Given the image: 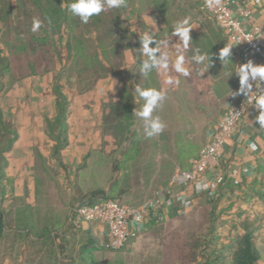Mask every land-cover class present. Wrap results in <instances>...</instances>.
<instances>
[{"label": "rangeland", "instance_id": "1", "mask_svg": "<svg viewBox=\"0 0 264 264\" xmlns=\"http://www.w3.org/2000/svg\"><path fill=\"white\" fill-rule=\"evenodd\" d=\"M7 3L16 21V2L8 0ZM32 19L27 21L23 15L20 16V22L30 29H33L35 22ZM102 30L93 28L90 32L92 36L100 35ZM65 35L63 29V38ZM215 36H204L202 46L201 53L210 56V66L207 62L201 67L184 62L189 76L185 77L171 67L170 75H164L178 80L179 84H168L171 104H174L168 109L169 112L153 113L154 117L159 116L166 124L161 133L163 138L159 137L160 134L148 138L143 121L137 118L135 129L141 150L134 161L119 164L122 160L121 148L103 134V104L100 103L99 115L93 120L98 129L94 148L79 161L66 163L65 169L55 167L52 162L49 165H43L41 160L35 163L33 180L28 181L34 188L33 193L22 196L8 193L7 197H3L1 209L6 213V230L0 241V264L74 262L82 238L74 236L66 239L61 236V230L69 211L84 202L88 194L97 189L109 192L114 187V193L122 204L135 207L150 199L174 169L192 160L205 144L208 129L217 123L223 105L233 100L232 93H235L238 80V70L234 67L231 54L227 62L219 59V52L224 47L219 41L220 37ZM63 43L59 48L65 55ZM200 69L205 71L202 76L197 74ZM113 71L117 78L121 77V68L115 67ZM72 72V80L62 82V85L66 95L74 101L86 95L83 91L87 83L77 82L74 79L75 71ZM124 73L127 80L122 87L131 85L128 69ZM85 77L82 75L81 80H85ZM5 95L0 98L2 110L8 104ZM87 104L93 106L95 101H87L83 106L86 108ZM119 191L122 194L119 195ZM208 207L194 208L183 217H173L141 233L120 250L95 247L89 250L86 264H196L214 247L210 237L214 234L215 225L210 220ZM48 235L50 238L41 244L40 238ZM85 239L88 240V237L85 236Z\"/></svg>", "mask_w": 264, "mask_h": 264}, {"label": "crops", "instance_id": "2", "mask_svg": "<svg viewBox=\"0 0 264 264\" xmlns=\"http://www.w3.org/2000/svg\"><path fill=\"white\" fill-rule=\"evenodd\" d=\"M237 1L251 12L250 19L243 21L245 29L255 25L264 32V0ZM185 18H189L190 23L196 25L190 31L192 42L188 50H184L178 37L172 35L175 24ZM114 23L120 39L121 53L110 62L114 68H121L122 71L119 73L121 77L117 78L113 69H109L107 75L98 80L93 90L83 95L84 97L81 96L72 101L69 95H66L71 112L68 120V147L61 153L64 165L79 161L91 148L95 147L98 129L93 120L99 115L100 103L103 104L108 100L115 102L120 97L124 87L122 84L127 80L124 70L128 69V78L134 89L137 86L167 89L166 100L162 107L156 110L163 114V110L164 113H168V109L174 106L171 104L172 98L168 93L170 88L165 83L169 77L164 75H170V67L174 69L175 60L181 55L184 57V62L201 67L202 65L196 64L191 57L197 48L202 52L204 36L213 38L218 35L223 47L232 46L230 54L236 70L250 61L248 58L238 57L237 49L228 42L216 28L213 20L202 10L199 0H126V6L119 8L118 14L114 17ZM150 30H155L153 34L159 42L160 52H168L171 55L166 72L153 70L144 76L141 73L140 64L146 57H143L142 52L139 51L140 35ZM105 44L104 49L109 50L111 45L107 42ZM126 62H128L127 65ZM59 67L57 63L56 69L58 70ZM51 86V75L30 77L14 85L5 95L8 104L2 111L14 126L17 139L12 150L5 155L7 165L2 172L5 185L4 197H7L8 193L16 196L33 193L34 188L28 181L33 180L35 163L40 160V157L46 161V164L50 163L48 157L52 142L45 134L44 120L47 117L51 118L54 113ZM239 87L238 77L234 92H237ZM239 96L243 94L234 95L233 100ZM87 101H95V104L93 106L87 104L88 107L85 108L83 103L85 105ZM228 103L223 105L222 110ZM142 104L143 101L136 102V109L139 110ZM240 131L241 138L238 139L239 141L228 143V150L220 162L218 179L220 180L221 177L224 179L218 188L217 185L212 186V191L215 192L217 189L214 206L208 207L211 203L201 195L195 197L192 209L205 206L213 216L211 222L215 225V231L210 240L214 247L209 250L210 255L222 253L228 256L230 249L228 246L232 243L233 237L242 234L243 229L247 228L253 233V243L259 256L257 264H264V128H260V125L250 118H245ZM210 133L211 127L208 129L205 142ZM189 166L190 162H187L182 166L179 165L178 168L188 170ZM210 177L211 172L207 174L209 181H211ZM31 189L32 191L29 192L28 190ZM68 216L69 213L66 216V224L61 230L63 233L61 236L66 239L74 236L82 238L77 246V259L69 263L86 264L90 248L85 236L88 239L92 237L90 228L70 230ZM162 224H153L141 233Z\"/></svg>", "mask_w": 264, "mask_h": 264}, {"label": "trees", "instance_id": "3", "mask_svg": "<svg viewBox=\"0 0 264 264\" xmlns=\"http://www.w3.org/2000/svg\"><path fill=\"white\" fill-rule=\"evenodd\" d=\"M7 2L8 0H0V98L26 78L52 76L54 113L51 118L44 120L45 134L52 142L48 161L59 169H65L61 153L68 147V120L71 111L62 82L72 80L71 73L74 70V79L87 83L83 91L87 95L97 81L107 75L109 69H114L110 61L121 53L120 39L114 23L119 9H106L84 24L79 17H74L68 12L66 5L72 0H15L18 17L14 21L11 6ZM21 15L24 20L34 18L38 21V30L33 31L20 22ZM93 28H102L103 32L92 36L90 30ZM63 29L66 31L65 38ZM106 42L111 45L109 50L104 49ZM62 43L65 55L59 48ZM57 63L60 65L58 70ZM82 75L87 76L85 80H81ZM134 110H137L135 89L131 85L123 87L117 101L108 100L102 106L103 134L121 148L122 160L119 164L123 165L134 161L141 150L135 129L137 117ZM159 137L163 138V134ZM16 139L17 132L0 107V241L6 230V213L1 209L5 194L2 172L7 165L5 155L12 150ZM40 160L43 165L46 164L43 158L40 157ZM223 179L221 177L217 188L223 183ZM114 189L111 188L109 192L97 189L77 206L92 205L102 200H116L121 203ZM118 194L122 192L119 191ZM201 195L211 203L208 206L213 207L217 189L212 197L208 192L199 196ZM208 212L210 220H213L211 212ZM173 217L177 218L175 214ZM49 238V235L41 237L39 241L44 244ZM88 247L90 250L100 248L93 237L88 239ZM228 247V256L222 253L213 256L208 251L204 259L198 260L196 264H257L259 256L253 243V233L249 229L244 228L242 234L234 236Z\"/></svg>", "mask_w": 264, "mask_h": 264}, {"label": "built area", "instance_id": "4", "mask_svg": "<svg viewBox=\"0 0 264 264\" xmlns=\"http://www.w3.org/2000/svg\"><path fill=\"white\" fill-rule=\"evenodd\" d=\"M202 10L216 28L237 49L239 58H248L254 65H264V32L255 25L245 29L244 20L251 12L237 0H199ZM264 88V82L261 83ZM253 91H256L255 85ZM260 110L249 104L245 95L235 98L222 110L208 140L190 161L188 170L174 169L169 178L142 204L129 207L116 200H102L92 205L77 206L69 211L68 223L73 231L89 229L100 248L116 251L153 224L168 222L175 214L187 215L196 196L208 192L212 197L219 181V166L228 150V143L241 138L245 118L258 124ZM239 141V140H238ZM211 172V181L207 174ZM200 186L199 188L197 186ZM205 185L207 187H205Z\"/></svg>", "mask_w": 264, "mask_h": 264}, {"label": "clouds", "instance_id": "5", "mask_svg": "<svg viewBox=\"0 0 264 264\" xmlns=\"http://www.w3.org/2000/svg\"><path fill=\"white\" fill-rule=\"evenodd\" d=\"M126 6V0H72L71 3L67 4L68 12L74 16L79 17L80 21L87 24L89 20L98 16L101 12L106 9H119ZM190 23L189 18H185L178 21L173 29L172 35L178 37L184 50H188L192 42L190 31L193 27ZM40 23L34 22L33 31L38 30ZM149 32L140 35L141 48L143 59L140 64L141 73L147 76L153 70L167 71L169 68L170 53L160 52L159 42L156 40L153 32ZM155 44V46H151ZM232 46H225L219 52V59L227 62L230 56V50ZM198 65H204L206 62L210 66V56L208 53H201L200 49L194 50V54L191 57ZM174 69L177 73L189 76V70L184 66V57L178 56L174 63ZM205 73L203 69L198 70V74L202 76ZM236 74L239 77L240 87L237 92L232 95L243 94L247 97L249 104L254 102L255 107L260 110V114L256 117L260 128H264V88L261 87V83L264 82V65H254L252 61L238 67ZM251 81V82H250ZM166 84L178 86L179 81L168 78L165 81ZM255 85L256 91H253ZM136 102L143 101L142 107L139 110H134V115L141 121H143L145 135L148 138L161 134L166 124L161 120L159 116H153V113L160 107L167 98V89H156V88H141L137 86L135 88ZM200 187L199 185L197 186ZM205 187H207L205 185Z\"/></svg>", "mask_w": 264, "mask_h": 264}]
</instances>
